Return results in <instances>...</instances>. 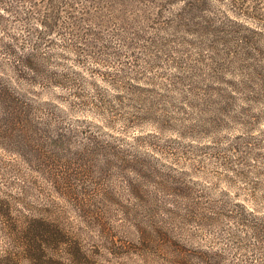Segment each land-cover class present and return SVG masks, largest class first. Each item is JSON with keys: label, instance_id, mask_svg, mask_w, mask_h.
Masks as SVG:
<instances>
[{"label": "rangeland", "instance_id": "374dc122", "mask_svg": "<svg viewBox=\"0 0 264 264\" xmlns=\"http://www.w3.org/2000/svg\"><path fill=\"white\" fill-rule=\"evenodd\" d=\"M39 1L0 0V10ZM180 3L73 0L58 13L71 22L61 29L74 34L52 32V44L41 50L45 67L77 87L14 89L67 108L62 96L72 94L66 118L88 120L77 128L99 141L105 158H124L130 205L139 203L143 226L148 205L158 219V263L144 256L139 264H264V215H236L234 203L255 210V199L264 211V198H256L264 189V158L253 152L264 121L249 117L254 88L239 82L243 64L228 54L233 45L225 32L206 21L211 14L183 13ZM5 17L9 29L0 36L16 48L26 45L23 26ZM0 159L24 165L2 148ZM102 167L95 173L119 180V165ZM162 226L172 234L170 254L161 252Z\"/></svg>", "mask_w": 264, "mask_h": 264}, {"label": "trees", "instance_id": "16d2710c", "mask_svg": "<svg viewBox=\"0 0 264 264\" xmlns=\"http://www.w3.org/2000/svg\"><path fill=\"white\" fill-rule=\"evenodd\" d=\"M72 1L40 0L18 7L2 6L0 10V16L11 19V24L17 20L23 26L26 44L16 48L0 36L4 58H0V148L14 152L24 163L0 159V264H139L144 256L158 263L156 207H146L149 218L143 226L139 203L130 205L132 192L124 158L114 153L117 161L111 156L105 158L99 141L77 128V121L88 120L66 118L72 94L62 96L68 109L57 100H38L14 89L77 87L58 70L45 67L48 57L41 50L52 44V32L74 34L61 29L71 22L60 20L58 13L72 7ZM179 1L183 13L211 14L206 21L228 36L233 45L228 54L234 60L239 58L244 67L239 82L254 88L255 106L249 117L264 121V0ZM218 13L223 19L216 18ZM7 28L8 24L0 20V29ZM62 44L72 43L63 40ZM39 49L42 53L37 57ZM4 67L7 73H3ZM260 133L264 135V126ZM263 137L253 152L264 158ZM107 164L110 168L119 165L115 171L119 180L107 182L104 175L95 173L102 172ZM262 191L256 198H264ZM234 203L239 209L236 215H264L255 199L252 205L259 208L255 210ZM129 223L135 229L131 236ZM169 231L162 226L159 233L161 252L166 254L172 245ZM207 253L200 252L202 260Z\"/></svg>", "mask_w": 264, "mask_h": 264}]
</instances>
